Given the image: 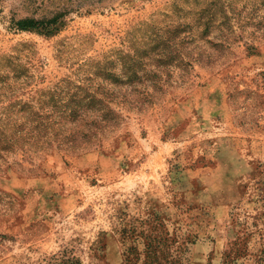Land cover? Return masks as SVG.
Returning <instances> with one entry per match:
<instances>
[{
    "label": "rangeland",
    "instance_id": "obj_1",
    "mask_svg": "<svg viewBox=\"0 0 264 264\" xmlns=\"http://www.w3.org/2000/svg\"><path fill=\"white\" fill-rule=\"evenodd\" d=\"M175 1L0 0V116L21 113L18 103L37 107L66 81L88 83L96 62L126 52L134 27L170 15ZM219 1L235 7L233 35L244 39L214 63L174 74L153 106L119 108V126L100 148L0 158V264H127L120 231L130 226L188 236L186 264H221L236 233L256 251L264 234V0ZM55 17L50 32L14 24Z\"/></svg>",
    "mask_w": 264,
    "mask_h": 264
},
{
    "label": "trees",
    "instance_id": "obj_2",
    "mask_svg": "<svg viewBox=\"0 0 264 264\" xmlns=\"http://www.w3.org/2000/svg\"><path fill=\"white\" fill-rule=\"evenodd\" d=\"M190 3V0L175 1L170 5V15L163 12L160 20L157 13L149 22L134 27L128 50L116 52V58L96 62L88 83L66 81V88L47 91L37 107L18 103L17 110L21 113L0 116V158L17 151L79 153L100 148L107 133L119 126L122 119L119 108L141 110L153 106L171 92L167 82L174 74L183 77L194 63L210 65L232 43L244 39L233 35L237 13L230 3L219 0ZM56 22L57 17L24 18L14 24L19 30L50 32L56 28ZM247 40H244L246 50H255L254 38ZM153 230L136 233L133 226L121 229L126 263H158L162 256L164 264H186L182 253L188 236L178 231L172 239L168 235L160 238L151 233ZM247 237V233H236L221 264H239L238 260L247 255H253L254 264H264V234L255 252H250ZM138 244L143 246V259Z\"/></svg>",
    "mask_w": 264,
    "mask_h": 264
}]
</instances>
